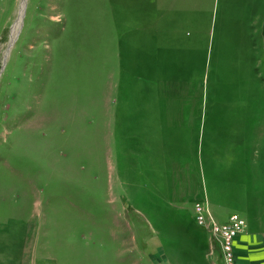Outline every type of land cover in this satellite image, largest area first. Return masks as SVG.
I'll use <instances>...</instances> for the list:
<instances>
[{
	"label": "rangeland",
	"instance_id": "374dc122",
	"mask_svg": "<svg viewBox=\"0 0 264 264\" xmlns=\"http://www.w3.org/2000/svg\"><path fill=\"white\" fill-rule=\"evenodd\" d=\"M21 2L0 264H264V0H25L15 35Z\"/></svg>",
	"mask_w": 264,
	"mask_h": 264
},
{
	"label": "built area",
	"instance_id": "2783aa9c",
	"mask_svg": "<svg viewBox=\"0 0 264 264\" xmlns=\"http://www.w3.org/2000/svg\"><path fill=\"white\" fill-rule=\"evenodd\" d=\"M194 208L197 209V211L199 212V215L201 217V219H205L207 218L205 215L207 214L206 211L202 208L201 204L195 202L193 204ZM230 223H233L234 227H228L225 226L226 224H230ZM221 226L225 227V229L227 230L225 233L227 235V238H228V241L231 243L230 239H232V237L237 233V231H241L245 225H244V222L242 220V218H240L237 214L236 215H232L229 217V220L227 223H223L221 224ZM229 248L228 246L226 247V249ZM221 249H224V247L222 248V244H221V247H220V251ZM221 255H223V257L226 259L227 263H230L228 262L229 260V256L227 255V253L224 252V250L221 252Z\"/></svg>",
	"mask_w": 264,
	"mask_h": 264
},
{
	"label": "bare ground",
	"instance_id": "6f19581e",
	"mask_svg": "<svg viewBox=\"0 0 264 264\" xmlns=\"http://www.w3.org/2000/svg\"><path fill=\"white\" fill-rule=\"evenodd\" d=\"M24 4H25V0L23 1L22 0V2H21V4H20V6H19V15H18V19H17V22H15V24L13 25V29H12V32H14L15 30H16V28H15V26H16V24L18 23V20H19V16H21L22 15V13H23V9H24ZM24 14V13H23Z\"/></svg>",
	"mask_w": 264,
	"mask_h": 264
},
{
	"label": "water",
	"instance_id": "95a60500",
	"mask_svg": "<svg viewBox=\"0 0 264 264\" xmlns=\"http://www.w3.org/2000/svg\"><path fill=\"white\" fill-rule=\"evenodd\" d=\"M24 1V0H23ZM24 13V12H23ZM23 13H22V15L21 16H19V20H18V23H17V26H16V31H15V35H16V33L18 32V30H19V26H20V24H21V19L23 18ZM17 22V21H16Z\"/></svg>",
	"mask_w": 264,
	"mask_h": 264
},
{
	"label": "crops",
	"instance_id": "0c3cea01",
	"mask_svg": "<svg viewBox=\"0 0 264 264\" xmlns=\"http://www.w3.org/2000/svg\"><path fill=\"white\" fill-rule=\"evenodd\" d=\"M264 242V241H263Z\"/></svg>",
	"mask_w": 264,
	"mask_h": 264
}]
</instances>
